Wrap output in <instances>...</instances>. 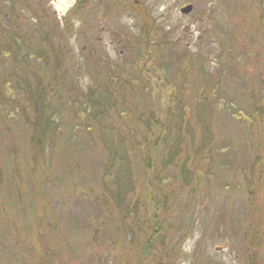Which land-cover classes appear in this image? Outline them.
Listing matches in <instances>:
<instances>
[{"label": "rangeland", "instance_id": "rangeland-1", "mask_svg": "<svg viewBox=\"0 0 264 264\" xmlns=\"http://www.w3.org/2000/svg\"><path fill=\"white\" fill-rule=\"evenodd\" d=\"M261 1L0 0V264H264Z\"/></svg>", "mask_w": 264, "mask_h": 264}, {"label": "trees", "instance_id": "trees-1", "mask_svg": "<svg viewBox=\"0 0 264 264\" xmlns=\"http://www.w3.org/2000/svg\"><path fill=\"white\" fill-rule=\"evenodd\" d=\"M261 6V17H262V22H263V27H262V35L264 37V0L261 1L260 3ZM172 31V30H170ZM4 76V75H3ZM8 85V81L6 79H1L0 80V87L3 86L2 89H0V108H4L8 103H9V97L6 96V88ZM34 93V99L32 100L31 106H30V121H29V128H30V141H32L34 148H37L41 146L42 143L48 141L49 136L51 135V128H50V123L49 120L46 118V115L43 114V100L45 99V106L47 107V101L48 98L50 97L49 94L45 92H40L39 88H36L33 90ZM15 111H18L19 113H23L21 109L18 107L13 106V111L9 112V115L11 116ZM24 116V115H23ZM60 123L56 125V128H58ZM146 128L148 131L153 132L155 129V126H149ZM40 142V143H39ZM39 143V144H38ZM159 141L156 139H149L148 145L146 146V149L144 151L145 156L150 157V156H156L157 154L160 153V146H157ZM174 146H170L167 149V153L172 152ZM40 148V147H39ZM174 152V151H173ZM45 156V155H44ZM42 162L44 163L45 166L48 165V159L44 158L42 159ZM251 162V166L253 167L254 170L250 172L252 175V178L248 181V184H250L253 180H257L258 182H263L264 183V154H258L254 153L253 159ZM104 178V175L101 176ZM117 178V177H116ZM114 179L113 182L116 184L118 189H116L111 196L114 197L116 203L118 204L121 201L122 195L121 189H122V184L119 183L118 179ZM43 183L45 185L48 184V181L46 179H43ZM18 192V191H16ZM142 200H140V203L142 204L143 211H149L151 210V213L153 214L156 206L159 205V197L156 195L155 190H153L152 187L148 188L147 191V196L144 197L142 196ZM144 201V202H143ZM144 248L146 249V245H144ZM145 253V252H143Z\"/></svg>", "mask_w": 264, "mask_h": 264}, {"label": "water", "instance_id": "water-1", "mask_svg": "<svg viewBox=\"0 0 264 264\" xmlns=\"http://www.w3.org/2000/svg\"><path fill=\"white\" fill-rule=\"evenodd\" d=\"M192 10V4H186L180 8V13L182 14H188ZM262 82L264 83V76L262 79Z\"/></svg>", "mask_w": 264, "mask_h": 264}]
</instances>
